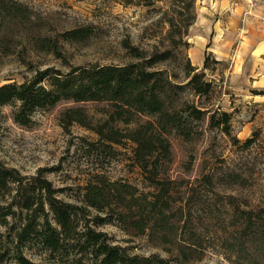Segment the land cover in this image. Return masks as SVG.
I'll use <instances>...</instances> for the list:
<instances>
[{"label": "rangeland", "instance_id": "1", "mask_svg": "<svg viewBox=\"0 0 264 264\" xmlns=\"http://www.w3.org/2000/svg\"><path fill=\"white\" fill-rule=\"evenodd\" d=\"M187 1L3 0L13 7L7 13L0 0V84L21 83L47 67L67 72L77 65H122L163 51L168 57L152 69L183 84L190 48L202 40L197 16L205 12V2L195 0V21L182 33ZM234 24L228 28L234 30ZM72 30L81 35L68 38ZM127 43L142 56H133ZM238 63L239 56L223 61L211 53L204 79L212 82V91L173 92L176 99L231 112V135L209 128L207 120L191 121L186 139L174 130L165 133L154 115L134 108L120 116L116 100L64 99L38 109L28 126L13 121L12 106L2 107L0 160L27 180L39 174L47 178L56 197L75 205L80 225L105 232L129 254L156 255L165 264H264L258 230L264 217V111L250 98L264 91L248 82L241 87ZM71 109L85 113L84 124H66L63 114ZM148 123L168 138L170 153L155 151L145 170L129 135L149 128ZM101 186L112 192L106 191L98 206L89 205L87 193ZM115 188L128 189L121 192L122 202ZM12 195L0 193L1 210L8 209ZM12 209L14 214L0 216V264H21L18 255L34 264H80L75 249L50 252L34 238L19 241L14 233L25 211ZM43 209L52 221L48 205ZM97 217L104 222L96 224ZM139 219L143 228L135 225ZM82 261L89 264L87 258Z\"/></svg>", "mask_w": 264, "mask_h": 264}, {"label": "trees", "instance_id": "2", "mask_svg": "<svg viewBox=\"0 0 264 264\" xmlns=\"http://www.w3.org/2000/svg\"><path fill=\"white\" fill-rule=\"evenodd\" d=\"M194 1L188 0L185 4L187 13L181 31L185 34L196 18ZM1 4L3 9L10 13L13 7L4 4L3 0ZM16 10L20 11L17 7ZM80 35L81 32L78 30L66 33L68 38H76ZM184 45L189 46V43L185 41ZM125 46L129 47L133 56H142L137 47L128 43ZM210 54V52L205 53L202 69L192 65L187 59L185 74L188 80L183 84L174 82L161 69H152L154 64L168 57V51L154 53L145 61L122 65H77L67 72L47 67L38 70L34 76L21 83L0 84V116L2 107L12 106L13 121L21 126H28L38 109L50 108L60 100H116L120 102L117 114L121 116L126 109L134 108L137 112L154 115L157 127L165 133L174 130L188 139L191 133V121L207 120L209 128H219L225 134L231 135V112L221 109L220 106L201 107L181 96L180 99L173 97V92L177 94L185 87H189L198 95L209 94L212 91V82L204 79V69L208 68ZM63 115L67 125L72 121L84 124L86 118L85 113L80 109L67 110ZM148 125L151 130L146 127L143 130L132 131L129 135L136 144L134 148L136 161L145 170L148 169V162L155 151L161 152L166 157L170 153L168 138L155 132L152 123ZM114 134L115 132L111 131L110 138ZM252 138H248L244 144H250ZM154 168L156 169V166ZM153 175H155L154 170ZM155 177L152 180L156 183L158 181ZM30 179L27 180V176L22 175L18 169L8 167L0 160V193L13 192V199L8 204V209L1 210L0 207V216L4 219L9 214H14L15 210L12 209L14 206L20 211H25V216L14 233L19 241L34 238L42 244V248L50 252L64 249L68 254L70 249H75L80 254L78 258L80 264L83 263L82 258H87L89 264H165L167 262L165 258L156 255L129 254L125 247L112 243L105 232L96 230L89 223L80 225L75 205L56 197L47 178L39 174ZM115 190L119 202H122L121 192H129L125 188H115ZM106 191L112 192L106 186L89 190L85 197L88 204L98 206ZM43 204L48 205L52 213V221L47 218ZM42 213H45L43 217ZM260 218L258 230L261 238L264 239V219H262L264 217ZM96 219L97 221H94L96 224L104 222L101 217ZM135 225L143 228L144 223L139 219ZM18 259L21 264H34L21 255H18Z\"/></svg>", "mask_w": 264, "mask_h": 264}, {"label": "crops", "instance_id": "3", "mask_svg": "<svg viewBox=\"0 0 264 264\" xmlns=\"http://www.w3.org/2000/svg\"><path fill=\"white\" fill-rule=\"evenodd\" d=\"M205 12L197 16L200 23L201 41L191 46L190 57L193 65L202 68L205 53L211 52L216 60L227 61L239 56V71L242 85L245 82L264 91V1H257L250 7L248 0H203ZM218 13L216 19L213 14ZM229 22H235L234 30L228 28ZM219 23V26H218ZM236 25V26H235ZM236 45L235 53L233 45ZM264 111V93L250 97Z\"/></svg>", "mask_w": 264, "mask_h": 264}, {"label": "built area", "instance_id": "4", "mask_svg": "<svg viewBox=\"0 0 264 264\" xmlns=\"http://www.w3.org/2000/svg\"><path fill=\"white\" fill-rule=\"evenodd\" d=\"M257 1H260V0H248V4L250 5V7H254L257 4ZM261 22L264 25V17H261Z\"/></svg>", "mask_w": 264, "mask_h": 264}]
</instances>
